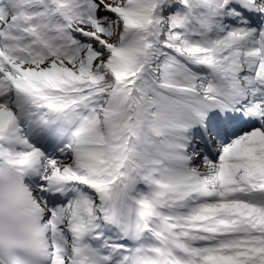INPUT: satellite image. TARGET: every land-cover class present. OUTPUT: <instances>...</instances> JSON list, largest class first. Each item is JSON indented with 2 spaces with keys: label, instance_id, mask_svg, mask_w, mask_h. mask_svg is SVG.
Listing matches in <instances>:
<instances>
[{
  "label": "snow or ice",
  "instance_id": "1",
  "mask_svg": "<svg viewBox=\"0 0 264 264\" xmlns=\"http://www.w3.org/2000/svg\"><path fill=\"white\" fill-rule=\"evenodd\" d=\"M0 264H264V0H0Z\"/></svg>",
  "mask_w": 264,
  "mask_h": 264
}]
</instances>
